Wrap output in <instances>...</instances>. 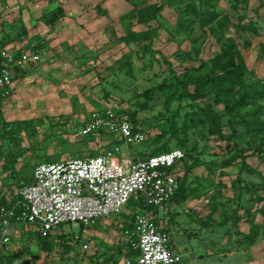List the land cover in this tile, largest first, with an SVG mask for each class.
I'll return each instance as SVG.
<instances>
[{
	"label": "rangeland",
	"instance_id": "rangeland-1",
	"mask_svg": "<svg viewBox=\"0 0 264 264\" xmlns=\"http://www.w3.org/2000/svg\"><path fill=\"white\" fill-rule=\"evenodd\" d=\"M162 3L168 5L156 21H140L138 10ZM59 7L65 17L47 25ZM198 12L208 15L205 22ZM155 29L152 51L127 38L129 32ZM0 44L38 47L34 50L46 58L17 80L13 96L0 107V122L12 126L6 134L0 125V201L16 200L40 163L114 147L136 161L166 144L186 152L183 173L194 160L203 163L188 176V213L184 205L176 208L184 219L194 220L184 235L195 255L185 257L184 264H264V138L240 141L245 155L229 146L216 135L206 112L210 106L223 115L215 95L197 98L192 90L186 98L176 85V78L185 80L187 73L207 75L210 66L199 69L201 62L225 61L230 53L240 55L249 72L238 82L264 78L260 0H0ZM162 85L171 87L158 90ZM232 88L234 98L240 85ZM112 103L123 114L136 115L146 142L128 147L109 133H82L90 114ZM223 132L230 134L226 127ZM244 162L254 173L242 169ZM125 219L103 220L87 230L64 225L53 234L49 251L35 228L19 225L12 232L14 258L24 264L121 259ZM65 233L71 234V249L58 239ZM84 244L89 251H82Z\"/></svg>",
	"mask_w": 264,
	"mask_h": 264
},
{
	"label": "built area",
	"instance_id": "built-area-1",
	"mask_svg": "<svg viewBox=\"0 0 264 264\" xmlns=\"http://www.w3.org/2000/svg\"><path fill=\"white\" fill-rule=\"evenodd\" d=\"M44 61L39 50L0 46V105L13 96L17 76ZM100 132L114 135L128 147L147 141L144 127L125 118L116 103L90 114L82 130L84 135ZM184 160L185 152L173 149L133 161L114 147L97 156L38 164L33 182L21 188L20 198L11 206L0 203V264H24L10 259L12 232L19 225L46 235L64 225L87 230L124 214L131 225L124 232V253L135 254L124 257L121 264H183V254L172 250L171 235L159 228L154 210L177 195ZM89 249V244L82 246L84 252Z\"/></svg>",
	"mask_w": 264,
	"mask_h": 264
},
{
	"label": "trees",
	"instance_id": "trees-1",
	"mask_svg": "<svg viewBox=\"0 0 264 264\" xmlns=\"http://www.w3.org/2000/svg\"><path fill=\"white\" fill-rule=\"evenodd\" d=\"M125 1L131 3V0H125ZM260 4L264 6L263 0H260ZM167 5H168L167 3H162L160 5L159 4L148 5L144 9L138 10L136 14L141 22H143L146 25H150L152 22L156 21L162 15V12L164 11ZM196 15L198 17H202L204 22L208 18V15L205 12L203 13L202 16H200L199 12L196 13ZM64 17H65V10L59 7L50 13V17L47 18L46 23L49 26H54L58 21H60ZM156 32L157 29L149 32H139V33L129 32L127 34V38L138 43H145L147 49H150L152 51L153 35ZM0 46L7 47V44L5 45L0 44ZM18 49L26 50L23 47L14 48V50H18ZM34 49H39V48L36 47L33 48V50ZM207 66H210L209 73L207 75L196 76L193 73H187L185 75L186 77L185 80H181L178 77L176 78V85H178L182 89V93L186 98L190 97L192 90L197 93V98H204L207 95H209V93L215 95L216 103L223 106V115L219 114L218 112H215L210 106L207 107V111H206L208 113L210 120L213 123V126L215 128V133L218 137L221 138L222 141H226L229 146L231 145L234 146L235 149L240 150L245 155V153H247L248 150L246 149V147H244V144L240 143V141H242L245 137H252L253 139L259 137L264 138V120H262L261 118L264 115V104H263L264 78L257 80H250L248 83L238 82L241 81L242 78L248 76L249 72L244 63L243 58L240 55L236 57L233 53H230L229 58L225 61H221L218 58H216L211 63L201 62V66L199 69L205 68ZM34 67L36 66H31L29 70L33 69ZM29 70L17 76V78L20 79L26 76ZM195 70L198 71V69ZM174 77L176 76L174 75ZM225 84H227L228 87L224 86ZM236 84L240 85V91L238 92L236 97L231 98L230 92L233 90L232 86H235ZM167 87H171V86L162 85L159 86L158 90L165 91ZM2 105L3 104H1L0 107ZM124 117L130 120L131 122H133L134 124H139L135 114H130L129 116L124 114ZM223 118H226V122L224 125L222 124ZM0 125H2V129L6 134H8L12 130V126L9 123L5 124L3 122H0ZM224 127L229 129L230 134H224L223 132ZM100 134H105V132L95 133L92 135H100ZM155 141L159 142L160 138H156ZM262 145L264 146V143H262ZM171 150L172 149H170L169 146L165 144L161 148L154 149L153 152L147 157L169 152ZM257 151H260V149H257ZM91 156H97V155H91ZM186 157L187 154L185 152V160ZM202 164L203 163L197 159L193 161V163L185 170L184 173L182 170L181 176L179 177L180 187L177 192V195L173 199V201H175L178 205H181L188 200L189 198V193L187 190L188 176L190 175L192 170L200 167ZM242 169L254 173V170L250 169L249 166L245 165V162L243 164ZM32 182H33V177L24 186L31 184ZM19 198L20 197L18 195L16 200H18ZM16 200L14 199L10 203L1 200L0 203L6 206H11L12 203H14ZM133 205L134 203L131 202L130 207H132ZM261 212H264V210H262ZM126 218L129 219V216L126 215ZM129 227H131L130 224L129 226H127V228ZM82 229L83 227H80V230ZM250 231H253V229L251 228ZM37 233L39 235L43 249L49 251L51 247V240L54 233H49L46 235H42L39 232ZM58 239L62 244V246H64L66 249L72 248L71 244H69L70 241L72 240L71 234H66V233L60 234ZM122 250L123 249L121 248L120 253L122 257L124 256L130 257L132 256V254H135V252L133 253L131 252L130 254L128 252L124 253L122 252ZM106 261L109 263L112 262V264H120L119 262L120 259L113 260V258H108Z\"/></svg>",
	"mask_w": 264,
	"mask_h": 264
},
{
	"label": "crops",
	"instance_id": "crops-1",
	"mask_svg": "<svg viewBox=\"0 0 264 264\" xmlns=\"http://www.w3.org/2000/svg\"><path fill=\"white\" fill-rule=\"evenodd\" d=\"M180 168H181V172H182L183 164L181 165ZM187 203H188V200L185 203L181 204V205H184V209H185L186 214L188 213V211L186 210V207H185V204H187ZM177 206H179V205L175 201H172L169 204H167L166 206H164L163 208L155 209L154 214L157 218L159 228H161L165 232H168L171 235V238H172L171 248H172V250L177 252V253L183 254L184 259H185V257L193 258L195 253L192 251V249L189 245V243L191 241H189L188 236H186L184 234H186L187 231L189 230L188 227L190 225L194 224V220L193 219H186V218L184 219L183 216L181 215V213L176 210ZM121 217L126 218V214H124L123 216H120V217H115V218L119 219ZM104 220H107V219H104ZM125 222L129 226V219L126 218ZM16 228L17 227H15L14 229H16ZM174 235L180 237L179 240H176ZM125 245H126L125 242H123L124 247H122V249H123L122 252H124ZM209 247H210V245L206 246L205 248L203 246L202 248L207 250ZM124 257H126V256H124ZM124 257H122L120 259V261H119L120 264L122 263V260L124 259ZM10 259L16 260L14 258V255H13V249H12V253L10 254Z\"/></svg>",
	"mask_w": 264,
	"mask_h": 264
}]
</instances>
